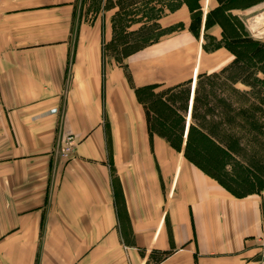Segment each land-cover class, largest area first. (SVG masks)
Returning a JSON list of instances; mask_svg holds the SVG:
<instances>
[{"label":"crops","instance_id":"obj_1","mask_svg":"<svg viewBox=\"0 0 264 264\" xmlns=\"http://www.w3.org/2000/svg\"><path fill=\"white\" fill-rule=\"evenodd\" d=\"M176 1L167 32L119 62L104 51L117 7L0 0V264H259L264 93L203 82L237 64L228 23L264 43V0ZM146 88H189L179 138Z\"/></svg>","mask_w":264,"mask_h":264},{"label":"rangeland","instance_id":"obj_2","mask_svg":"<svg viewBox=\"0 0 264 264\" xmlns=\"http://www.w3.org/2000/svg\"><path fill=\"white\" fill-rule=\"evenodd\" d=\"M78 4L82 12L87 16L95 15L99 7H117V15L114 17L116 29L113 32L114 39L105 46L104 51L106 55L120 62L126 54L147 44L143 42L148 41V39L157 38L164 32H167L168 29H163L160 26V20L168 15L170 11H173L177 7L178 2L176 0H79ZM128 26H130V30H125ZM229 27L231 28L230 36L231 34L240 36V34L244 33L239 24H231L230 26L228 23ZM239 40L247 41L245 38ZM233 44L238 45L235 49L239 56V63L228 71L223 78L217 76L205 81L203 80V86L216 89L232 88L238 82H243L249 87L259 89L260 93L261 91L264 93V81L254 76L257 71L264 73V43H253L252 46V43L244 42ZM158 93L161 95L166 92L159 91ZM141 96L142 100L147 102V108L152 115L159 112V116L162 118L167 116L171 118L168 120L170 128H167V130L161 128L159 130L166 132L167 135L169 133V136L173 139L179 138L182 131L183 119L187 117L189 88L163 96V103L169 107L171 112L161 106L159 102L154 103L158 99L147 94H142ZM261 99H264V97H261ZM232 100L235 101V98L232 97ZM166 111H168V114ZM203 146L202 144L194 145L193 152H198ZM207 167L215 174H219L221 170V167L215 164L208 165ZM231 171H235V167Z\"/></svg>","mask_w":264,"mask_h":264},{"label":"trees","instance_id":"obj_3","mask_svg":"<svg viewBox=\"0 0 264 264\" xmlns=\"http://www.w3.org/2000/svg\"><path fill=\"white\" fill-rule=\"evenodd\" d=\"M231 1H232V0H229L228 2L230 3ZM216 17H217L218 20H219V19L224 20L222 14H220V11L217 12ZM196 19H197V18H196ZM229 25H230V24H229ZM226 26H227V28L225 27V31H224V32H226L225 35L228 37V39H229L230 41L225 40V41L223 42V46H224L225 48H227L230 52H232L233 55H235V57H236L235 60L237 61V64H238V63H239V56H238L237 51H236V49H235V47L238 46V45H237V44L234 45L233 43H243V42H244V43H252V44H251V46H252L253 43H257V42L253 41L252 39L246 38V37H244V38H245L247 41H241V40H239V39H243V38H241V36H237V35H235V34H231V36H230L229 33H231V28H230V27L228 28V24H227ZM230 26H231V25H230ZM163 34H164V33H163ZM157 38H159V36H158ZM157 38L148 39V41H145V42H148L147 44H149L150 42H154V41H156ZM145 42H144V43H145ZM231 43H232L233 45H232ZM248 46H249V44H248ZM140 48H141V47H140ZM138 49H139V47L136 48V49H134V50H138ZM134 50H133V51H134ZM237 64H235V66H236ZM152 90H153L152 88L142 89V90L139 91V93H138L139 98H140V92H141V95H142V94H145V95L147 94V95H149V96H151V97H154V98L158 99V100H155L154 103H155V102H159V104H160L161 106L167 108V109L169 110V112H171L170 109H169V107H167V105L164 104V103H163V100H162L163 96H165V95H167V94H166V93H162L161 95H159V93H158V94H155V93H153ZM141 100H142V99H141ZM156 114H157L158 116L160 115L159 112H156ZM164 118H165V117H164ZM181 120H182V118H181ZM171 146L174 147L175 149H177V148H179L180 144H171ZM200 150H203V149L201 148ZM189 152H190V145H189V143H188V141H187V142L185 143V146H184V155H185V157H188V156H189Z\"/></svg>","mask_w":264,"mask_h":264},{"label":"built area","instance_id":"obj_4","mask_svg":"<svg viewBox=\"0 0 264 264\" xmlns=\"http://www.w3.org/2000/svg\"><path fill=\"white\" fill-rule=\"evenodd\" d=\"M75 148V138L72 135L64 134L59 137L55 146V155L59 159L69 161ZM259 264H264V233L259 238Z\"/></svg>","mask_w":264,"mask_h":264}]
</instances>
